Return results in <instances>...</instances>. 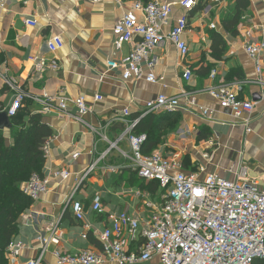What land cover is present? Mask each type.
Here are the masks:
<instances>
[{"label": "crops", "instance_id": "0c3cea01", "mask_svg": "<svg viewBox=\"0 0 264 264\" xmlns=\"http://www.w3.org/2000/svg\"><path fill=\"white\" fill-rule=\"evenodd\" d=\"M175 2L173 19L176 22L185 10L182 0ZM198 5L189 14L185 33L190 47L188 59L193 78H183L184 65L179 52L169 41L158 45L152 54L157 83L145 79H123L122 68L111 69L109 61L126 57L132 45L125 43L118 50L114 46V25L132 0H9L0 9V105L6 106L14 90L5 78L14 77L22 88L35 98L83 96L91 111L79 119L77 107L70 102L68 110L53 109L42 113L41 103L28 98L25 106L33 113H42L54 135L47 148L43 176L49 179V190L40 195L19 219V231L12 244H21L18 257L7 248L9 264H24L43 251L42 240L48 241L42 264H57L55 252L76 253L89 249L101 252L100 235L109 225V215L128 212L143 223L151 214L146 202L160 204L164 190L155 180L143 179L134 168L127 128L146 114L148 101L160 94L181 96L182 108L173 115L164 111L151 112L155 125L174 127L159 130L160 143L152 153L165 155L180 153L184 169L196 171L205 166L208 173L232 178L228 171L241 163L249 168L252 177L264 173V103L260 99V85L254 60L246 53L244 44L264 40V0H249L233 35L223 26V20L234 11L235 0H197ZM27 21H36L28 25ZM215 23L216 29L210 25ZM252 32L251 37L246 33ZM226 41L222 54L213 53L214 34ZM61 36L64 45L57 52L48 48V38ZM57 59L58 70L36 69V63ZM264 81V52L261 55ZM213 70L217 73L211 76ZM144 71H148L144 66ZM242 88L238 96L257 102L251 115L236 118L233 112L221 106L210 95V88ZM96 96H102L97 100ZM189 96L196 105L189 107ZM212 111V118L204 116L203 109ZM129 114L125 115V110ZM251 119V132L246 131L244 120ZM168 123V124H167ZM167 128V127H166ZM7 142H12L11 128L2 129ZM216 142L210 159L202 154L207 141ZM150 153V154H152ZM78 154V156H74ZM148 154V155H150ZM185 157H189L185 161ZM57 170H68L66 179L55 175ZM80 200L86 210L84 221H78L70 202ZM99 197L103 211L92 210ZM49 223L54 228L48 229ZM88 225V227H86ZM142 225V224H141ZM141 233L131 241L130 251H138ZM104 264H115L106 262ZM138 264H162L156 256Z\"/></svg>", "mask_w": 264, "mask_h": 264}, {"label": "built area", "instance_id": "2783aa9c", "mask_svg": "<svg viewBox=\"0 0 264 264\" xmlns=\"http://www.w3.org/2000/svg\"><path fill=\"white\" fill-rule=\"evenodd\" d=\"M9 0H0V9L7 6ZM98 2L100 0H92ZM219 1V0H216ZM185 10L176 22L173 19L175 2L169 0H152L144 3L132 0V5L126 9L114 25V46L120 49L123 44L132 45L130 53L119 61H109L111 69L122 68L123 79H145L157 83L160 78L154 71L155 62L152 59L154 49L163 42L169 41L179 52L180 61L184 65L183 78L191 81L193 69L188 59L190 47L185 33L189 27V14L198 5L197 0H182ZM36 21H27L35 26ZM212 29L217 25L212 23ZM251 37L252 32L246 33ZM48 48L57 52L64 45L61 36L48 38ZM246 53L254 60L258 77L255 82L260 85V99L264 103V81L260 77L263 70L261 55L264 52V40L244 44ZM147 66L148 71H144ZM58 70L57 59L42 58L36 63V69ZM217 71L213 70L214 77ZM5 83L14 90L8 105H0V112H6L9 117L15 116L24 107L28 98H34L41 103V112L49 113L53 109L62 112L68 110L72 102L78 109L79 119L91 111L83 96L69 98L61 94L44 98H35L27 93L14 77L5 78ZM242 88L236 84L231 89L210 88L209 93L216 98L222 107L231 110L236 118L245 114L251 115L256 107L255 101L243 100L238 96ZM188 93L183 92L182 95ZM160 94L156 99L146 104V114L155 111H177L182 108L181 96ZM101 100L102 96H96ZM189 107L196 105L194 96H189ZM204 116L212 118V111L203 109ZM125 115L129 114L126 109ZM138 121L133 122L125 131L132 148L134 168L142 178L157 180L164 190L162 202L154 204L146 202L151 210L150 216L142 223L140 219L128 212L109 215V225L100 235L101 252L85 249L76 253L55 252L57 264H138L148 262L158 256L162 264H254L257 258H264V173L260 177H252L249 168L240 162L238 167L228 171L232 178L222 177L216 173H208L205 166H199L196 171L184 169L180 153L165 155L156 151L150 155L143 154L141 147L146 139L145 134H135L133 128ZM251 119L246 117L244 125L251 132ZM208 148L202 154L204 159H210L216 142L207 141ZM48 148V146H47ZM78 156V154L74 155ZM58 178L70 176L68 170H57ZM49 179L38 173L22 185L24 193L34 201L40 195L48 192ZM70 202L78 221H84L86 210L80 200ZM96 212L103 211L102 201L97 197L91 205ZM142 224V225H141ZM88 227V225H86ZM54 228L49 223L48 229ZM141 233L142 244L138 251H130V244ZM42 253L29 259L24 264H42L48 241L43 238ZM21 244L8 246L15 258L20 254Z\"/></svg>", "mask_w": 264, "mask_h": 264}, {"label": "trees", "instance_id": "16d2710c", "mask_svg": "<svg viewBox=\"0 0 264 264\" xmlns=\"http://www.w3.org/2000/svg\"><path fill=\"white\" fill-rule=\"evenodd\" d=\"M148 3L152 0H141ZM204 0H201V3ZM249 6V0H235L234 11L223 20V26L233 35L238 34V25ZM213 53L222 54L225 51L226 41L223 37L214 34ZM26 103V101H25ZM11 118L12 142H7L3 130L0 129V264H9L6 256L7 248L12 238L19 231V219L29 209L34 200L24 193L22 185L33 174L43 176V168L47 158V146L54 135L52 127L46 122L42 113H33L27 106ZM176 111H164V116L173 115ZM153 114L140 119L133 132L145 134L142 144L143 154L152 153L161 141V127L154 123ZM165 125L164 129L174 127ZM168 124V123H167ZM167 127V128H166ZM161 130V131H162ZM189 157H185V161ZM138 173V171H137ZM144 179V178H143ZM159 185V181L155 180ZM254 264H264V258H257Z\"/></svg>", "mask_w": 264, "mask_h": 264}, {"label": "water", "instance_id": "95a60500", "mask_svg": "<svg viewBox=\"0 0 264 264\" xmlns=\"http://www.w3.org/2000/svg\"><path fill=\"white\" fill-rule=\"evenodd\" d=\"M12 122L11 118L8 116L6 112H0V129L11 128Z\"/></svg>", "mask_w": 264, "mask_h": 264}]
</instances>
